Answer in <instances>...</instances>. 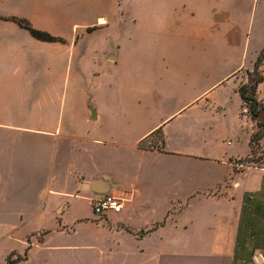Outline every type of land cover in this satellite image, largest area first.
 <instances>
[{"label":"crops","instance_id":"0c3cea01","mask_svg":"<svg viewBox=\"0 0 264 264\" xmlns=\"http://www.w3.org/2000/svg\"><path fill=\"white\" fill-rule=\"evenodd\" d=\"M197 1L100 0L95 22L63 33L33 18L88 15L86 0L63 12L44 0H0V48L22 52L39 43L16 23L9 34L6 17L65 38L39 43L55 63L72 59L77 44L76 56L91 58L87 37L96 34L99 60L113 70L105 86L126 97L104 105L88 76L50 75L31 125L0 123L31 129L37 140L32 169L23 160L17 175L15 138L0 137L1 204L18 184L2 233L17 245L0 264H264V155L242 161L251 155L254 121L251 112L240 114L238 92L264 45L250 65L241 55L217 74L236 51L240 26L231 18L217 41ZM260 72L256 99L264 107V61ZM157 108L167 113L153 121ZM155 133L157 143L143 145ZM105 194L120 198L119 212L82 214L81 200L92 210ZM80 229L100 230L105 240Z\"/></svg>","mask_w":264,"mask_h":264},{"label":"rangeland","instance_id":"374dc122","mask_svg":"<svg viewBox=\"0 0 264 264\" xmlns=\"http://www.w3.org/2000/svg\"><path fill=\"white\" fill-rule=\"evenodd\" d=\"M44 1L56 4L54 7L50 8L60 12L69 9L71 3H79V0ZM86 1L88 4V15L43 16L34 17L33 19L37 25L42 28L53 32L66 33L72 28L74 23L80 24V22L96 21L95 14L97 11L102 10V8L96 6L94 3L100 0ZM197 3L206 9L209 17L208 27L214 32L217 41L223 40L221 30H223V27L230 25L229 21L231 18L233 21L237 20L238 25L240 26L236 51L231 54L230 59L227 57L222 60V63L218 65L217 74L223 73L226 69L234 66L241 59V55L242 66L250 65L252 56L264 45V0H198ZM9 18L10 17H6L5 19L9 20ZM8 26L10 34L17 25L9 21ZM75 27H79V25H76ZM89 30H91V28H89ZM48 33L55 36L58 40L45 42L65 41V38L59 35L50 32ZM75 35L78 37L79 33H76ZM94 35L95 36L90 35L87 37L92 42L90 50L91 58H86L83 55L81 57L83 62L76 56L80 51L79 49H81L79 44H77L73 51V60H67V57L65 56V58L59 63H55L56 61L47 51L40 50L41 45L39 43H42L43 41H39V39L36 40L39 43L32 42L31 45L28 44L32 48L26 49V51L23 50L22 52H17V49L12 44L2 46L0 48V123L31 125L39 114L40 108L38 106L37 96L40 93L48 92L47 86L50 84L48 81L50 75H58L61 77H64L65 75L71 77L79 74L86 75L88 76L87 82L89 87L92 88L94 86L96 89H101L100 92L98 89L96 92V99L101 104L112 105L117 100H121L120 103L124 101V98H126L124 94L121 92L119 94H113L111 93V90L108 89L109 87L105 86L106 78L113 74V70L110 67H104L100 62L99 54L101 53V49L99 48V43L97 44V42L100 41H97L96 34ZM82 40H85V38ZM80 41L81 40L78 39V42ZM215 77L216 76L211 77L205 84L210 85ZM101 85H103L102 88ZM201 87H203L202 84ZM243 105L241 106V110ZM263 108L264 107L258 103L255 110L256 113L252 115L254 130L251 135L250 143L251 155L242 160L244 163L248 162L253 164L264 155V140L262 144L259 141L261 138L264 139V121H260L256 116ZM249 110L251 111L250 108ZM241 112L242 111H240V114L242 115ZM166 113V108H157L152 114V120L160 119ZM33 133L35 132L31 129L7 127L0 124V137L15 138V144L12 146L10 152L15 155L16 160H14L13 163L14 172L17 175H19L18 170L24 163L23 160L29 165V170L32 169L30 166L33 164V158L37 152V140ZM160 137L161 135L159 133H155L154 138L156 140L148 139L143 142V145L150 146L156 144ZM228 137L232 138L231 135ZM232 141L233 145L237 146L238 143L235 140ZM20 156L23 157L18 159ZM12 186V191L10 190L11 185L8 188V191L13 194L10 197V202L4 204H1L0 202V261L4 258V254L8 251L11 245H17L15 242L16 240L10 241L7 237H2V233L7 227L4 223L6 220L5 214L7 211L15 210L17 207V192L15 187L18 186V184L14 183ZM80 208L82 214L86 217H91L93 214L89 200H81ZM78 232L94 234L95 236L104 239L100 230L80 229ZM106 244L107 243L104 242V246ZM92 248L98 249L99 246L95 244ZM10 260L12 259L10 258Z\"/></svg>","mask_w":264,"mask_h":264},{"label":"trees","instance_id":"16d2710c","mask_svg":"<svg viewBox=\"0 0 264 264\" xmlns=\"http://www.w3.org/2000/svg\"><path fill=\"white\" fill-rule=\"evenodd\" d=\"M9 20L16 23L21 28H24L29 32V34L39 40L42 41H57L58 39L55 36H52L46 31H42L34 28L30 22L25 18L19 17H10ZM264 61V47L261 49L257 59L253 64V68L248 72V80L246 83H242L238 86L239 95L243 101L250 109L252 115L255 114V110L258 105V101L256 99V88L257 85L263 81V76L260 72V65ZM157 132H161L159 129ZM14 260L7 259L8 264L12 263Z\"/></svg>","mask_w":264,"mask_h":264},{"label":"built area","instance_id":"2783aa9c","mask_svg":"<svg viewBox=\"0 0 264 264\" xmlns=\"http://www.w3.org/2000/svg\"><path fill=\"white\" fill-rule=\"evenodd\" d=\"M241 111L243 114L250 113V110L245 103ZM120 209H121L120 198L113 194H105L102 197L96 199L92 203L93 213L97 216H102L109 213H116L119 212Z\"/></svg>","mask_w":264,"mask_h":264},{"label":"water","instance_id":"95a60500","mask_svg":"<svg viewBox=\"0 0 264 264\" xmlns=\"http://www.w3.org/2000/svg\"><path fill=\"white\" fill-rule=\"evenodd\" d=\"M256 116L260 121H264V108Z\"/></svg>","mask_w":264,"mask_h":264}]
</instances>
